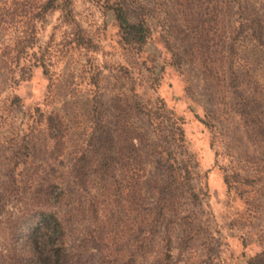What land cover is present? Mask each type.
Instances as JSON below:
<instances>
[{
  "label": "rangeland",
  "instance_id": "rangeland-1",
  "mask_svg": "<svg viewBox=\"0 0 264 264\" xmlns=\"http://www.w3.org/2000/svg\"><path fill=\"white\" fill-rule=\"evenodd\" d=\"M48 1L0 0V264H56L46 214L59 264H264V0H125L140 48Z\"/></svg>",
  "mask_w": 264,
  "mask_h": 264
},
{
  "label": "trees",
  "instance_id": "trees-1",
  "mask_svg": "<svg viewBox=\"0 0 264 264\" xmlns=\"http://www.w3.org/2000/svg\"><path fill=\"white\" fill-rule=\"evenodd\" d=\"M71 0H49L48 5L53 4L54 2H61L64 6H69ZM106 6L109 7L110 10H112L115 14V19L118 23L120 32H121V38L125 44H128L134 48H140L146 41V39L150 35V29L148 25L146 24L145 20L136 19L135 21H131L129 19V9L126 5L125 0H106ZM48 5H46L44 8H48ZM262 28H264L262 26ZM263 30V29H262ZM262 38H257V43L264 47V34L261 33ZM18 46V44H16ZM15 59H18L17 56H10L7 54V58L4 57V55L1 57L0 60H2L5 67H7L8 62H13ZM250 85L258 86L260 88V101L262 102L263 110H264V86L261 84L257 85V82L253 80V78L250 76ZM252 79V80H251ZM255 89V88H254ZM255 91V90H254ZM252 89L249 90V94H252L250 98L246 99L243 102V110L246 111L245 113L247 116L252 115L260 105L255 106L252 103V98L254 97V92ZM261 106V107H262ZM264 112V111H263ZM262 115V112L261 114ZM260 125L262 128V131L264 133V117L262 116L260 119ZM52 224H53V236L56 239L55 242L57 243V246L55 248V263H60V257H61V247H62V228L60 221L56 216L53 214H46L45 216Z\"/></svg>",
  "mask_w": 264,
  "mask_h": 264
}]
</instances>
